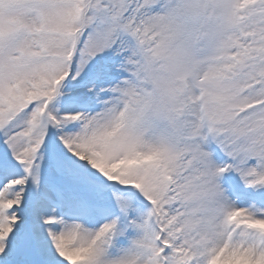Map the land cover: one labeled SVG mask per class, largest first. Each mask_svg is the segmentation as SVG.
Instances as JSON below:
<instances>
[{"label":"snow or ice","instance_id":"obj_1","mask_svg":"<svg viewBox=\"0 0 264 264\" xmlns=\"http://www.w3.org/2000/svg\"><path fill=\"white\" fill-rule=\"evenodd\" d=\"M0 264H264V0H0Z\"/></svg>","mask_w":264,"mask_h":264}]
</instances>
